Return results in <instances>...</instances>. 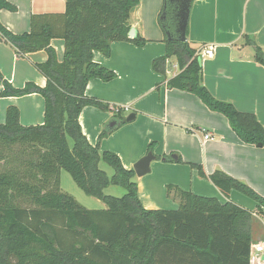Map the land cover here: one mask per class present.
Listing matches in <instances>:
<instances>
[{"label": "trees", "instance_id": "obj_1", "mask_svg": "<svg viewBox=\"0 0 264 264\" xmlns=\"http://www.w3.org/2000/svg\"><path fill=\"white\" fill-rule=\"evenodd\" d=\"M64 1L62 14L32 15L29 33L15 35L0 25V38L18 57L47 54L46 62L34 65L46 81L43 88L27 83L14 89L0 74V98L37 94L44 102L42 125L21 126L14 106L6 109L0 124V148L8 153L0 152V264H250V247L262 237L264 227L251 212L229 200L234 190L254 201L261 212L264 198L247 184L218 171L207 176L202 167L190 164L227 201L167 186L166 197L178 208L146 210L133 170L124 169L117 155L100 150L101 140L115 128H103L94 146L87 142L78 123L83 108L118 118L121 114L118 107L84 95L89 80L108 83L116 78L93 62V53L109 57L114 42L144 45L138 35L128 38L131 13L139 0ZM162 1L159 25L169 38L164 40V56L152 61L151 70L166 78V63L174 58L179 74L166 78L167 88L194 95L209 111L223 116L241 142L264 148V128L255 115L217 100L203 85L196 50L177 39V2ZM1 10L16 11L6 0H0ZM52 40L63 42L61 60ZM248 43L254 60L264 67V53L253 41ZM152 151L153 143L147 153ZM157 160L183 163L180 157ZM99 162L112 169L111 177L99 169ZM61 171L106 208L87 210L61 192ZM111 186L125 194L105 195Z\"/></svg>", "mask_w": 264, "mask_h": 264}, {"label": "crops", "instance_id": "obj_2", "mask_svg": "<svg viewBox=\"0 0 264 264\" xmlns=\"http://www.w3.org/2000/svg\"><path fill=\"white\" fill-rule=\"evenodd\" d=\"M15 12L0 11V25L15 35L29 33L30 17L38 14H62L64 0H6ZM162 0H139L131 13L130 27L144 41L142 47L127 42L111 44L110 55L93 53V62L112 71L116 78L104 83L88 81L84 95L108 102L121 111L113 113L93 107L82 109L78 117L81 133L94 146L103 128L117 120L118 124L130 113L132 122H125L100 142V150L117 155L124 169L147 153L153 143L156 160L149 175L135 177L137 195L146 210H176L160 207L154 193L164 196L167 186H175L195 195L227 199L208 180L198 176L190 164L202 167L207 176L221 172L247 184L264 198V148L241 142L227 120L209 111L192 94L168 89L166 78L179 74L174 58L166 78L151 70L153 60L164 56L166 38L158 18ZM186 41L196 51L214 45L212 59L202 64L203 85L219 101L231 103L236 110L252 113L264 128V67L254 60L253 41L264 53V0H193L190 7ZM246 37V38H243ZM244 39V40H243ZM51 47L61 60L63 42L52 40ZM44 51L18 57L15 50L0 38V73L12 88L22 89L27 83L45 87L46 81L34 68L46 62ZM3 90L0 84V92ZM14 106L19 111V123L29 127L42 125L44 102L31 94L23 97L0 98V124L5 122L6 109ZM205 133L211 139L204 140ZM180 157L181 164L165 163L157 158ZM156 195V194H155ZM168 200V199H167ZM229 200L249 211L264 227V209L259 212L251 199L232 190ZM169 203V200H168ZM264 241L257 237L256 242ZM264 264V263H263Z\"/></svg>", "mask_w": 264, "mask_h": 264}, {"label": "rangeland", "instance_id": "obj_3", "mask_svg": "<svg viewBox=\"0 0 264 264\" xmlns=\"http://www.w3.org/2000/svg\"><path fill=\"white\" fill-rule=\"evenodd\" d=\"M158 23H159V19H158ZM20 150H21V148H20ZM0 152L3 154V156L8 155V153L2 148H0ZM1 165L2 164H0V166ZM98 167L100 170L104 171L108 177L112 176V174H113L112 169L109 168L104 162H99ZM147 175H149V174H147ZM59 183H60V191L70 195L71 197H73L83 208H85L87 210H104L106 208L105 205L101 201H99L98 199H96L94 197L86 196L74 184L70 175L68 173H66L65 171L60 172ZM104 194L108 195V196L120 198L125 194V191L119 187L111 186V187L104 190ZM154 197L158 201V204H160V207H164V208H171L172 207V205L170 204V201H172V200L170 198L166 197V193H165V198H167L169 200V203H168V200L167 199L165 200L164 196L159 194V193H154ZM172 202H174V201H172Z\"/></svg>", "mask_w": 264, "mask_h": 264}, {"label": "water", "instance_id": "obj_4", "mask_svg": "<svg viewBox=\"0 0 264 264\" xmlns=\"http://www.w3.org/2000/svg\"><path fill=\"white\" fill-rule=\"evenodd\" d=\"M177 2V12H176V33L178 35V40L180 42L186 41V29L188 24L189 12L191 7V0H175ZM169 38V35H166ZM136 37L135 29L130 28L128 33V38L134 39ZM167 70H170V63H166ZM135 119V114L130 113L124 119L125 122L129 123ZM118 124L117 120H113L108 123V128L112 129ZM260 147V146H259ZM173 159L175 157L173 156ZM156 160V156L152 152H148L145 156L139 159L133 166L132 170L135 174V177L142 178L149 174L151 164ZM260 242V241H259ZM261 263H264V254H261L259 257Z\"/></svg>", "mask_w": 264, "mask_h": 264}, {"label": "built area", "instance_id": "obj_5", "mask_svg": "<svg viewBox=\"0 0 264 264\" xmlns=\"http://www.w3.org/2000/svg\"><path fill=\"white\" fill-rule=\"evenodd\" d=\"M214 55V45H207L196 51V56L202 64L206 59H212ZM211 139V135L205 133L204 140ZM264 254V241L252 244L250 247V264H263L259 257Z\"/></svg>", "mask_w": 264, "mask_h": 264}]
</instances>
